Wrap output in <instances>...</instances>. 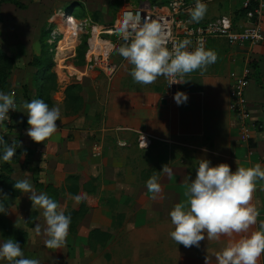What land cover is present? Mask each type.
I'll list each match as a JSON object with an SVG mask.
<instances>
[{
    "label": "crops",
    "instance_id": "0c3cea01",
    "mask_svg": "<svg viewBox=\"0 0 264 264\" xmlns=\"http://www.w3.org/2000/svg\"><path fill=\"white\" fill-rule=\"evenodd\" d=\"M243 1L206 0L207 12L202 19L208 22L219 16H229L235 22V27L241 29L248 23L242 13ZM207 49L217 53V60L205 70H197L181 78L187 81L179 84L177 91L187 93L188 101L179 106L173 95L168 94L167 78L158 77L149 85L136 83L130 75L132 65L117 52L114 60L120 69L113 80L98 72L87 76L62 72L54 64L57 93L54 97L42 98L40 93L37 95L40 84L35 81L31 86L32 91L30 87V99L27 101L43 99L50 107H59L61 118L56 121L57 131L45 141H33L26 134L29 125L27 112L22 107L25 100L18 102V110L9 113L10 119L0 125V135L7 143H15L17 147L11 177L15 181L28 179L37 193L53 195L60 210L66 214V198L77 197L70 194L74 186L80 185L82 190H87L89 182L96 181L100 183L99 191L120 194L122 186L131 187L135 170L138 171L139 188H142L140 192L147 191L146 181L156 175L160 192L174 193L187 191L201 159H208L213 165L228 163L233 171L236 167H251L256 163L264 167V42L253 46H233L225 39L214 38L209 40ZM30 63L33 64L32 61ZM246 66L252 68L247 89L249 136L242 130L238 114L231 108L230 98V74L242 72ZM141 133L153 138V146H186L189 155L187 161L180 163L176 158L172 163H167L164 155L156 153L152 159L146 160L145 168L136 169L132 162L134 160L130 161L128 154L137 144ZM119 140L126 141L128 146H119ZM97 144L102 146L100 156L94 155ZM139 149L148 151L152 146ZM190 156H193V164ZM166 169L171 170V175ZM84 190L78 193V198L80 202L85 201L88 209L77 227L79 232L72 231L70 223L63 246L50 249L46 247L49 237L43 209L32 205L29 193L10 196L0 182V201L4 206L10 202L5 206L6 212L0 216V243L8 238L23 241L25 256L37 258L41 264H50L45 259L50 258L51 254L59 257L62 250L79 252L75 250L77 246L74 243L70 244L76 240V236L90 234L93 227L112 224L98 197L84 195ZM160 201H163L162 197ZM145 202L147 198L142 204ZM250 203L257 208L259 216L257 223L250 226L247 233H233L232 236L221 234L212 240L231 242L259 229L260 223L264 222V180H257ZM72 207L78 208V204ZM74 224L77 223L74 221ZM37 226L39 232L36 231ZM84 226L86 230H83ZM0 264L9 262L0 260ZM257 264H264V254L258 258Z\"/></svg>",
    "mask_w": 264,
    "mask_h": 264
},
{
    "label": "clouds",
    "instance_id": "9594fccd",
    "mask_svg": "<svg viewBox=\"0 0 264 264\" xmlns=\"http://www.w3.org/2000/svg\"><path fill=\"white\" fill-rule=\"evenodd\" d=\"M206 12L207 4L196 0L190 11L191 19L199 22ZM117 31L124 43L112 47L132 65L130 75L138 84H152L158 77L167 78L168 87L183 84L187 80L177 77L205 70L217 60L214 50L202 46L189 48L192 43L189 39L174 40L166 25L158 19L145 18L141 22L137 15L129 12L118 21ZM173 99L179 106L187 103L188 95L177 91ZM22 107L28 116L26 134L33 141H45L57 131L56 121L61 118L59 107H50L43 99L25 101ZM10 110H18L15 94L0 91V125L10 119ZM144 147H147L145 139ZM16 150L15 143H7L0 135V160H11ZM166 171L171 175L170 169ZM257 180H264V167L260 163L251 167L239 166L233 171L228 163L213 165L210 160L201 159L185 192L186 200L176 203L169 213L174 225L171 238L177 245L188 248L199 247L206 239L205 234L212 239L221 234L247 233L259 216L257 208L250 203ZM14 187L29 193L32 205L43 209L49 237L46 247L61 248L68 236L70 215L60 210L59 203L47 193H37L28 179L16 181ZM146 187L155 199L161 191L158 177L152 175L146 181ZM5 212L4 203L0 201V213ZM36 231H40L38 226ZM261 254H264V222L257 231L231 241L217 254L216 260L218 264H257ZM0 260H7L9 264H41L37 258L26 257L20 243L12 238L0 243Z\"/></svg>",
    "mask_w": 264,
    "mask_h": 264
},
{
    "label": "rangeland",
    "instance_id": "374dc122",
    "mask_svg": "<svg viewBox=\"0 0 264 264\" xmlns=\"http://www.w3.org/2000/svg\"><path fill=\"white\" fill-rule=\"evenodd\" d=\"M166 1L141 0V3L162 4ZM188 2L195 6L196 0H188ZM203 2L206 3V0ZM120 7V0H4L0 12V50L8 55L11 54L16 62L7 81L1 83L0 91L14 93L18 103L30 99V87L35 81L41 86L39 78H43V74L30 62H34V58L38 56H46L50 59L53 57L49 45L51 32L57 30V33L61 34L65 31L64 25L59 20L58 14L61 11L64 9L71 11L79 19L90 17L94 23L106 26L115 21ZM188 18H191L190 14ZM204 20L201 19L196 23H203ZM60 37L61 35L58 39ZM82 40L87 42L84 37ZM83 58L80 57V60L77 59L74 63L82 67ZM3 64L0 63V66ZM53 67L48 75V71L44 74L48 78L44 85L45 95L49 97H54L58 87ZM39 93L38 86L37 95ZM187 151L188 148L181 144L177 146L154 144L148 151H141L137 144H134L128 158L130 161L134 160L132 162L136 169L141 170L145 168L146 160L152 159L156 153L164 155L163 158L165 157L167 163L177 159L181 163L187 161L189 156ZM190 157V162L193 164V156ZM131 181V187L122 186L123 191L120 194L106 190L101 192L99 182H89L87 185L89 188L83 189L85 191L83 194L98 197L112 224L107 227L102 224L93 227L88 235L76 236V240L71 241L70 244L74 243L77 246L75 250L79 252L62 250L59 257H53L54 255L51 254L50 258L45 259L46 262L50 264H205L207 258V264H218L217 254L230 242L208 239L205 234L206 239L200 242L199 247L186 248L182 244L177 245L170 236L174 225L171 223L169 213L176 203L186 200L185 192L182 190L174 193L160 192L156 194L155 199H152V194L148 190L140 192L142 188H139L137 170ZM83 190L80 185L72 188L70 194L77 197L66 198V215L74 210L82 211L87 208L85 201L80 202L78 198V193ZM161 197L163 201H160ZM146 198L147 202L143 205L142 201L144 202ZM74 204H78V208L72 207ZM83 214L80 212L74 220L77 223L75 231L84 218ZM86 229L87 227L84 226L83 230ZM77 231L79 232V229ZM19 243L24 250L25 243L23 241ZM57 258H60L59 261Z\"/></svg>",
    "mask_w": 264,
    "mask_h": 264
},
{
    "label": "built area",
    "instance_id": "2783aa9c",
    "mask_svg": "<svg viewBox=\"0 0 264 264\" xmlns=\"http://www.w3.org/2000/svg\"><path fill=\"white\" fill-rule=\"evenodd\" d=\"M121 7L117 18L112 24L100 26L93 22L90 17L77 18L71 11H61L59 20L63 21L65 31L58 34L57 30L51 32L50 53L54 57L56 67L62 72L79 76H87L95 72L103 74L107 79L113 80L117 75L120 65L114 60L116 51L112 46L119 47L124 43L117 31L118 21L126 13L131 12L143 22L145 18L158 19L166 25L167 30L172 34L174 40H191L189 48L202 46L207 49L209 40L214 38L225 39L233 46H253L264 42L263 33V11L264 0H244L243 9L246 11L245 17L248 20L246 26L241 29L235 27V22L229 16H219L204 23H196L189 17L191 9L194 7L188 0H170L166 4H152L141 0H120ZM70 26V27H69ZM57 29V27H56ZM61 37L58 39V36ZM68 35V41L64 46H60ZM87 41L85 52V63L78 66L75 60L78 59V47L83 43L82 38ZM171 47V44L168 45ZM252 68L246 66L242 72H232V87L230 92L231 108L236 111L241 121L242 130L249 136L250 129L247 127L249 117L247 89L251 81ZM182 77H177L181 79ZM179 84L168 87V94L174 95ZM14 112L10 110L9 113ZM144 139L147 147L153 145V138L145 133H141L137 139V145L141 149L144 147ZM121 147H127L126 141H118ZM94 155L102 154V146H94Z\"/></svg>",
    "mask_w": 264,
    "mask_h": 264
},
{
    "label": "trees",
    "instance_id": "16d2710c",
    "mask_svg": "<svg viewBox=\"0 0 264 264\" xmlns=\"http://www.w3.org/2000/svg\"><path fill=\"white\" fill-rule=\"evenodd\" d=\"M167 1L163 2L162 4H166L169 2V1L168 2ZM3 2H4V0H0V12H1V4ZM242 13L245 15L246 11L244 9H242ZM0 20H1V15H0ZM86 47H87L86 42H83L78 47V59L79 60H80V57L83 58L85 51H86ZM81 60H82L81 61V64H82L84 61V58ZM0 63H4L3 65L0 66V87H1L2 86L1 83H4L7 81V77L9 76L12 69L14 68L15 59L12 56H10V55H8V54H6L0 50ZM33 65L38 67L39 71H41L43 74V78H39L40 83H41L40 96L43 98L44 96H46L45 95L46 89L44 88L45 81H48L47 75L50 73L52 67L54 66V61L52 58L50 59V58H47L46 56H38V57L34 58ZM47 71H48L47 75H44V74H46ZM15 159H17V156H14L9 161H3L2 160V173L0 174L1 184L8 191V194L12 197H17L21 193L20 190H18L14 187V184L16 183V181L11 177V174L13 173L12 163L15 161ZM52 198H54L53 195H52ZM9 204H10V202H6L5 206L6 205L8 206ZM80 212L85 213V212H87V209L85 208L82 211L81 210H74L71 214H67V215H70V223H71L70 228L72 231L75 230L74 220Z\"/></svg>",
    "mask_w": 264,
    "mask_h": 264
},
{
    "label": "bare ground",
    "instance_id": "6f19581e",
    "mask_svg": "<svg viewBox=\"0 0 264 264\" xmlns=\"http://www.w3.org/2000/svg\"><path fill=\"white\" fill-rule=\"evenodd\" d=\"M61 22H63V21H61ZM63 23H65V22H63ZM62 23V24H63ZM70 27V26H69ZM68 41V35L66 36V38H65V40L64 41H62L60 44V46H64L65 44H66V42Z\"/></svg>",
    "mask_w": 264,
    "mask_h": 264
},
{
    "label": "water",
    "instance_id": "95a60500",
    "mask_svg": "<svg viewBox=\"0 0 264 264\" xmlns=\"http://www.w3.org/2000/svg\"><path fill=\"white\" fill-rule=\"evenodd\" d=\"M164 103H166V102H164Z\"/></svg>",
    "mask_w": 264,
    "mask_h": 264
}]
</instances>
